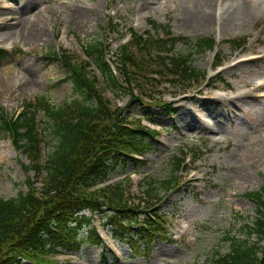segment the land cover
<instances>
[{"label": "rangeland", "instance_id": "rangeland-1", "mask_svg": "<svg viewBox=\"0 0 264 264\" xmlns=\"http://www.w3.org/2000/svg\"><path fill=\"white\" fill-rule=\"evenodd\" d=\"M140 1L27 0L22 3L21 0H0V33L16 32L18 24L30 26L33 22H42L40 31L44 33L36 44L20 36L11 41L0 40V49L8 54L0 59V109L4 110L0 113V126L3 115L17 117L38 98H48L56 108L80 99L71 71L55 57L48 58L51 53L66 51L80 63L87 60L88 46L104 42L106 60L115 61L114 55L129 40V29L139 35L147 31L156 35L151 22L189 41H179L173 53L191 55L192 65L198 71H206L212 78L218 75L210 82L199 80L180 86L166 84L163 78L153 75L156 85L146 89L153 99L149 100L128 94L118 97L96 65H92L100 93L104 92L103 97L114 108L124 109L131 121L144 118L141 123L151 127L146 121L149 119L153 128L160 130L159 138L153 140L151 150L143 158L144 164L136 166L129 160L123 161L107 185H118L129 179L126 192L130 207L145 211L146 202L154 203L156 213L162 216L166 226L167 238L147 237L142 243L134 232L131 236L141 248L134 252L127 241L112 238L114 229L106 225V216L96 215L80 237L85 239L88 232H93L102 244H86L73 255L57 257L58 261L53 264H210L230 251L229 239L250 244L257 241L255 236L248 235V228L253 227L257 217V204L248 194L264 189V88L255 92V98L243 96L264 85V0H258L259 6L250 16L237 19L223 33L219 27L206 32L197 30L188 20L183 0H160V4L156 1L143 9L138 7ZM229 3L235 4V1H225L226 6ZM72 6L79 11L76 15ZM7 18L12 20L5 24ZM60 18L66 20L60 21ZM205 38L216 41L214 50H197L195 44ZM234 40L245 44L239 48L233 44ZM128 48L139 64L148 69L147 73L152 70L165 73L158 58L154 56L146 62V56L137 54L132 46ZM254 57L258 60L233 68L240 60ZM219 62L222 67L216 70ZM26 63L32 64V70L25 68ZM21 73L24 82H15V76ZM228 89L232 91L227 92ZM210 105L219 107L218 113L227 111L220 119L224 125L217 121L219 118L201 111ZM235 106L240 108L236 114ZM168 107H173L174 112L169 113L165 109ZM198 110L204 122L216 126L217 131L185 128L184 122ZM38 120L46 143L51 142L44 151L47 156L56 142L51 139L47 115L39 113ZM186 157L191 160L188 159L183 169L175 171L176 158ZM29 165L23 150L15 148L13 136L0 128V197L10 200L29 190L28 183L37 180L34 171L25 170ZM173 177L175 188L169 191L164 183ZM150 184L155 188L151 198L146 190ZM35 187L39 189L41 184ZM83 215L91 216L89 212ZM135 229H140L139 225Z\"/></svg>", "mask_w": 264, "mask_h": 264}, {"label": "trees", "instance_id": "trees-1", "mask_svg": "<svg viewBox=\"0 0 264 264\" xmlns=\"http://www.w3.org/2000/svg\"><path fill=\"white\" fill-rule=\"evenodd\" d=\"M150 26L156 36L150 32L139 35L133 29L129 30L131 40L119 49L114 61L118 77L112 64L106 61L104 42L88 46V61L80 63L66 51L51 53L48 58L55 57L71 71L73 86L80 99L56 108L48 98L41 97L16 118L2 116L1 131L13 136L15 148L23 150L30 161L25 170L34 171L37 180L28 183L29 190L17 198L0 197V264H53L58 261L57 257L75 253L85 244L100 245V239L93 232H88L85 239L80 237L81 231L93 223L96 215L106 216V225L113 227L114 238L127 241L133 251L139 250L131 236L134 232L142 243L156 234L167 238L165 224L161 221L162 216L156 213L154 203L146 202L148 209L145 211L130 207L126 192L129 179L118 185H107L123 161L129 160L136 166L144 164L142 159L159 133L142 124L143 119L131 121L124 109L114 108L103 97L104 92L100 93L99 81L91 71L95 64L118 97L128 94L149 100L153 99L146 89L156 85L153 75L163 78L166 84L177 86L209 80L206 71L193 67L191 55L173 53L179 41H186L184 38L174 37L169 29L154 22ZM160 32H163L162 37ZM244 43L233 41L237 46ZM129 46L137 54L146 56V62L154 56L158 58L165 73L153 70L147 73L148 69L139 64ZM214 46L215 41L211 38L200 39L195 44L199 51H210ZM5 55L0 51V59ZM167 111L171 113L174 109L171 107ZM0 113L3 114L2 109ZM39 113L47 115L51 139L56 142L47 156L44 151L51 142L46 143L40 131ZM186 160L176 158L175 171L183 169ZM171 179L164 183L169 191L176 184L175 178ZM38 183L41 184L39 189L35 187ZM146 190L151 198L155 188L150 184ZM248 196L257 204V217L253 227L248 228V235L255 236L256 243L229 239L230 251L210 264H264V189ZM84 212L91 216L86 217ZM141 216L145 219L141 220ZM136 224L140 229H135Z\"/></svg>", "mask_w": 264, "mask_h": 264}, {"label": "bare ground", "instance_id": "bare-ground-1", "mask_svg": "<svg viewBox=\"0 0 264 264\" xmlns=\"http://www.w3.org/2000/svg\"><path fill=\"white\" fill-rule=\"evenodd\" d=\"M22 3L27 1V0H21ZM82 0H76V2H81ZM158 3L160 4V0H141L139 3V8L143 9L144 7H147L153 3ZM184 1V9L187 12L188 15V20L189 22L195 26V28L199 31L206 32L210 31L212 28L216 29V27H219L221 32L225 31L229 26L237 22V19L242 18L243 16H250V12L255 11V9L259 6L258 0H232L235 1V4L229 3L228 6H226L225 1L223 0L221 7L218 6V3L220 0H215L214 6H212L214 0H183ZM228 1V0H227ZM230 2V1H229ZM67 3V2H64ZM65 5V4H63ZM74 6V5H73ZM71 7L73 13L76 15L78 13V9L75 7ZM59 14H62V8L58 9ZM48 14V11L45 12ZM12 18H7L5 21V24H7L9 21H11ZM66 20V18H60V21ZM49 21V20H48ZM57 19H55L56 23ZM243 22V21H242ZM18 28L15 30L19 31H13V32H7V33H0V40L6 39L8 41H11L14 39L16 36L20 37H26V41L32 42L33 44H36L37 39H41L43 34L40 31V27L42 26V22H39V24H36L35 22L31 23L29 26L28 24L21 25L18 24ZM50 27H52L50 25ZM53 28V27H52ZM44 29V28H43ZM39 30V31H38ZM22 34V36H21ZM251 61V58H246L242 59L239 62H237L233 68L243 65ZM240 67V66H239ZM26 69L32 70V64L26 63L25 65ZM236 69V68H235ZM15 82H24L25 77L22 76V73L18 76H15ZM17 84V83H16ZM264 88V85L257 86L253 88L251 91H248V93L243 96V97H250V98H255V92L261 90ZM219 107H213L210 105V107L207 108H202V112H207L210 116H212L215 119H218L217 121L221 124L224 125L225 122L221 121L220 119L224 118V113L227 111H221L218 113L217 111L219 110ZM236 111H240V108L235 106V111L233 112L236 114ZM198 119H197V118ZM229 118L235 123L237 122V119L235 116H229ZM185 128L187 130L193 129L195 131H208V132H215L217 131V128H215L211 125H208L204 122L203 118L199 116V110L197 114L193 113V116L187 121L184 122ZM238 161H241L238 160Z\"/></svg>", "mask_w": 264, "mask_h": 264}]
</instances>
